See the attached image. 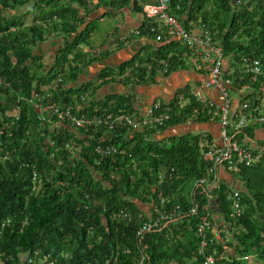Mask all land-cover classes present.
<instances>
[{
  "label": "trees",
  "instance_id": "obj_1",
  "mask_svg": "<svg viewBox=\"0 0 264 264\" xmlns=\"http://www.w3.org/2000/svg\"><path fill=\"white\" fill-rule=\"evenodd\" d=\"M27 1L0 3L20 6ZM240 1L168 0L169 11L186 29L203 27L220 42L238 89L250 80L237 73L241 58L264 62V0ZM147 2L39 0V15L26 28L19 19L0 16V127L7 122L0 132V264H205L207 258L209 264H247L250 257L264 264V156L251 165L239 163L237 171L228 172L242 182V188L222 177L218 187L207 193L194 184L207 171L202 140L216 136L206 128L155 137L156 132L184 124L219 125L214 108L200 102L190 92L191 85L170 100H153H159L161 111L171 114L165 126L139 130L125 124L109 128L104 123L78 129L77 135L69 125L42 123L38 109L29 101L36 92L46 93L48 102L79 105L81 113H98L111 121L110 116L141 113L131 91L97 97L103 85L116 81L126 86L151 84L177 70L196 71L192 50L166 36V28L148 15L128 43L120 39L119 31L114 48L94 46L101 29L96 25L99 19L90 20L92 12L104 6L107 16L125 7L145 14ZM81 8L88 19L80 15ZM48 37L62 40L52 64L45 68L33 46ZM137 37L158 44L142 46L117 68L104 67L96 83L69 85L77 83L85 67ZM83 94H88L86 101ZM17 108L15 118L12 112ZM259 127L243 128L236 138L264 145L255 136ZM51 139L62 164L49 158ZM99 143L115 146L117 151L97 164L94 148ZM34 166L42 180L38 190H32ZM171 168L172 176L159 177ZM161 196L166 199L164 206ZM235 201L241 212L234 210ZM140 204H147L151 214L155 205L173 208L178 204L182 213L139 235L141 224L149 219ZM216 214L223 216L221 227H227L237 242L232 255L225 254L222 232H210L215 241L201 250L198 225L207 217L219 227Z\"/></svg>",
  "mask_w": 264,
  "mask_h": 264
},
{
  "label": "built area",
  "instance_id": "obj_2",
  "mask_svg": "<svg viewBox=\"0 0 264 264\" xmlns=\"http://www.w3.org/2000/svg\"><path fill=\"white\" fill-rule=\"evenodd\" d=\"M155 4L145 7L148 16L153 17L154 21L160 26L166 28V36L176 38L192 50L191 62L195 65L198 73L204 78L191 86L190 92L200 101L208 103L214 108V114L219 116V133L213 139H203L202 144L205 146L203 151L204 158L207 162L205 174L195 181V186L201 187L204 192H212L222 181V173L237 171L239 163L246 165L254 164L264 156V145H251L242 142L236 138V134L243 128L250 126L264 127V62L259 58L242 57L241 63L237 69L240 76L250 78L239 89L234 85L232 77L233 70L226 66V60L229 58L224 55L222 45L215 39L209 30L203 27L195 29H186L178 17L169 11L168 0H155ZM238 2H241L238 0ZM137 28H129L120 38L128 43L129 36L137 35ZM3 82L0 73V83ZM251 83L257 84L253 87ZM217 89L218 94L215 99L208 97L206 91ZM47 94L35 93L30 98V102L38 109V118L42 123H55L56 125H69L75 129H88L107 124L109 128L116 125L125 124L134 130L143 128H157L165 126L171 119L169 111H161L159 100L147 106L139 115L118 114L111 117V121L105 119L103 115L94 113L83 114L79 110V105L48 102ZM88 94L82 95V100L86 101ZM182 99L185 97L182 95ZM19 108L15 109L12 114L18 118ZM215 118V117H213ZM7 122L0 127L2 132ZM254 142V141H253ZM49 145L53 148L50 151L49 158L53 163L62 164L63 159L57 156L55 141L49 140ZM70 147V142L66 143ZM97 155L96 162L100 163L105 157L116 153L115 146H103L101 143L95 146ZM7 154V153H6ZM3 157L0 154V160ZM174 169L169 172H161L159 177L166 175L172 176ZM32 190H38L42 186L40 172L34 166L32 170ZM43 190V189H41ZM166 199L160 197V204L164 206ZM234 210L241 212V206L237 201L234 202ZM194 211V209H193ZM182 213L181 205L173 208H160L155 205L154 214L145 220L138 231L143 235L159 227L164 221L172 220L175 216ZM214 223L207 217L198 225V233L201 237V250L203 251L209 243H213L215 238L210 232L215 233ZM216 237V236H215ZM32 262V259H29ZM209 259L205 264H209Z\"/></svg>",
  "mask_w": 264,
  "mask_h": 264
},
{
  "label": "crops",
  "instance_id": "obj_3",
  "mask_svg": "<svg viewBox=\"0 0 264 264\" xmlns=\"http://www.w3.org/2000/svg\"><path fill=\"white\" fill-rule=\"evenodd\" d=\"M39 0H29L23 5L20 6H14L7 3L6 6H3L0 3V10H1V17L11 20V19H19L23 22V28H26L28 25H31L38 17L39 12L41 10V6H37ZM93 2H97V0H93ZM155 0H148L147 3H145V7H148V5L155 4ZM102 7V8H101ZM94 12H92L89 17L91 16L90 20L92 19H99L98 21L101 24H105V22H109L110 24L113 23V25H110L108 27L107 32L102 34V36L97 35L95 38L97 41H94V46L97 49H105V48H114L115 47V41L116 36L118 32L120 31L121 34H123L125 31H127L129 28H136L139 27L143 20L146 19V15H149L148 12L145 14L141 12H135L129 7H125L119 11H116L115 14L107 16L108 9L104 8V6H101ZM106 9V10H105ZM109 12V11H108ZM80 15H85L83 9H79ZM88 19V16L85 17ZM116 28V30H114ZM119 28V30H118ZM101 31V30H100ZM100 33V32H99ZM115 34V35H114ZM61 38L57 37H48L43 41L35 43L33 46L34 53L36 55H39L41 57V61L44 63L45 68H48L49 65L52 64L55 55L57 54V51L60 47ZM104 42L103 46L102 42ZM158 43L155 40H152L150 38L146 37H137L134 40H132L129 44H127L125 47L111 53L108 55L105 59L91 63L87 67L83 69V71L79 75V79L77 80V83H69L71 86H76L82 82H94L97 81L98 73L101 69L104 67H113L117 68L118 65H120L122 62L129 60L133 57L134 54H136L142 46L147 45H157ZM85 49H89L86 47ZM228 65V60H226V66ZM204 78L203 75L195 71L194 69H181L172 72L167 77H157L156 83L151 84H142V85H123L119 82H110L108 84L103 85L98 89L96 92L97 97H103L106 94L111 93H126V92H133L136 96L135 106L137 110L142 113L147 106L151 105L154 99L156 98H162L164 100H170L174 97V95L177 93L178 90H180L183 87L186 86H193L199 81H201ZM206 94L215 99V97L218 94L217 89H209L206 91ZM179 127V126H178ZM198 127L194 123L190 124H184L180 126V130L177 132H174L177 130L175 127H170L167 130L163 132H156L155 137L156 138H162L163 136L167 135H177L184 133L186 131H200L201 128L197 129ZM77 135H80V130L72 128ZM205 129V128H203ZM208 131L212 133L213 136H217L219 133V125L217 123H212L208 126ZM255 136L258 140H264V127H259L255 131ZM222 177L224 181L228 182L230 185H234L236 188H242V182L238 180V178H234L233 174L228 173L224 171L222 173ZM141 208L143 209L145 215L147 217L151 216V209L147 204H140ZM215 209V208H214ZM217 210V209H216ZM217 213V212H216ZM219 221V227L217 226L214 230L215 232H222L224 235V238L222 242L225 244V254L226 255H232L234 254V245L237 243L234 239V235L227 229V227H221L224 225L225 221L223 219V216L220 214H216V222ZM218 224V222H217ZM216 233V234H217ZM220 238V237H218ZM227 242H229V245H227ZM252 258V257H251ZM170 264H178L176 262H171Z\"/></svg>",
  "mask_w": 264,
  "mask_h": 264
},
{
  "label": "rangeland",
  "instance_id": "obj_4",
  "mask_svg": "<svg viewBox=\"0 0 264 264\" xmlns=\"http://www.w3.org/2000/svg\"><path fill=\"white\" fill-rule=\"evenodd\" d=\"M96 25H97V27L98 28H100L101 29V31H100V33L98 32V34L97 35H99V36H102V34H104V36H105V32H107V28L108 27H110V25H113V23L112 24H110V21L108 22H105V24H101L99 21H96ZM96 36V35H95ZM95 41H97L96 40V38H95ZM177 128V130H175L174 132H177V131H179L180 129V126L178 127V126H176L175 127V129ZM247 264H261V262H259L258 260H256L255 258H249L248 259V263Z\"/></svg>",
  "mask_w": 264,
  "mask_h": 264
},
{
  "label": "water",
  "instance_id": "obj_5",
  "mask_svg": "<svg viewBox=\"0 0 264 264\" xmlns=\"http://www.w3.org/2000/svg\"><path fill=\"white\" fill-rule=\"evenodd\" d=\"M209 125H211V124L197 125L198 127H196V128H197V129H198V128H199V129H200V128H201V129H203V128L206 129V128H208Z\"/></svg>",
  "mask_w": 264,
  "mask_h": 264
}]
</instances>
